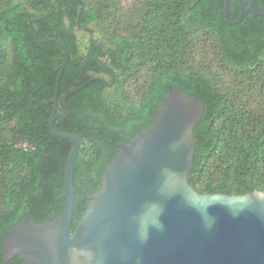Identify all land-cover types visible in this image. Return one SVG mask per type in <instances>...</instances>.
<instances>
[{
    "label": "trees",
    "instance_id": "obj_1",
    "mask_svg": "<svg viewBox=\"0 0 264 264\" xmlns=\"http://www.w3.org/2000/svg\"><path fill=\"white\" fill-rule=\"evenodd\" d=\"M225 4L0 0V264H25L5 263L13 229L64 212L73 142L49 124L63 68L55 127L83 135L71 234L119 143L148 128L173 89L205 102L190 184L200 193L264 192V16L232 25ZM240 13L231 0L230 18Z\"/></svg>",
    "mask_w": 264,
    "mask_h": 264
},
{
    "label": "water",
    "instance_id": "obj_2",
    "mask_svg": "<svg viewBox=\"0 0 264 264\" xmlns=\"http://www.w3.org/2000/svg\"><path fill=\"white\" fill-rule=\"evenodd\" d=\"M236 20L264 16L259 0H243ZM50 117L53 133L73 146L66 164L64 212L39 223L26 219L4 240L5 263L21 256L25 264H264V192L200 193L189 182L198 144L195 126L205 102L173 89L139 131L107 165L101 188L89 201L71 234L75 164L83 142L78 132L59 131L64 115L58 98Z\"/></svg>",
    "mask_w": 264,
    "mask_h": 264
},
{
    "label": "rangeland",
    "instance_id": "obj_3",
    "mask_svg": "<svg viewBox=\"0 0 264 264\" xmlns=\"http://www.w3.org/2000/svg\"><path fill=\"white\" fill-rule=\"evenodd\" d=\"M85 42H86V44H88L89 43V40L87 39V40H85Z\"/></svg>",
    "mask_w": 264,
    "mask_h": 264
}]
</instances>
